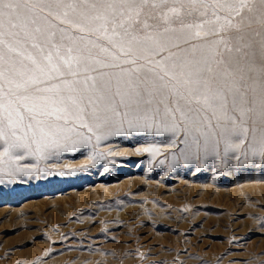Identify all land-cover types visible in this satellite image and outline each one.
<instances>
[{"label":"rangeland","instance_id":"1","mask_svg":"<svg viewBox=\"0 0 264 264\" xmlns=\"http://www.w3.org/2000/svg\"><path fill=\"white\" fill-rule=\"evenodd\" d=\"M172 6L170 0L163 9H145L152 17L148 22L156 25L148 32L162 33V49L145 42L136 46L131 57L121 56L116 62L127 73L121 68L99 69L111 74L115 112L101 105L95 116L91 108L85 112L88 127L70 121L75 150L64 141L68 148L42 147L40 153H24L19 160L0 159V264H264V159L251 152V146L259 147L264 115L257 105L234 128L228 119L238 117L234 92L229 90L233 81L223 75L225 68L233 72L239 68L246 79L251 77L249 97L258 96L264 87V23L260 20L264 6L253 0L252 12L246 8L241 16L233 14L240 31L223 32L220 44L213 43L220 36H203L213 24L204 25L201 38L191 35L195 29L181 30V20L185 24L214 20L211 8L207 16L185 12L172 20L175 31L165 33L159 16ZM49 20L57 28L69 27L59 19ZM72 34L111 49L100 33ZM238 44L249 46L245 49L249 55L239 65L235 62L241 55L235 52ZM129 58L136 63L124 64ZM221 59L224 63L217 64ZM186 60L212 68L204 75L213 90H223L225 109L217 103L189 105L180 97L187 95L185 88L176 81L168 89L154 90L153 104L140 111L134 104L132 108L121 105V96L115 95L119 86L121 93H128L123 96L126 103H131L129 78L139 83L141 91L152 89L153 82L160 83L149 71L160 70L156 61L171 65ZM144 107L151 108L149 119H138L144 116ZM129 121L144 130L130 127Z\"/></svg>","mask_w":264,"mask_h":264},{"label":"snow or ice","instance_id":"2","mask_svg":"<svg viewBox=\"0 0 264 264\" xmlns=\"http://www.w3.org/2000/svg\"><path fill=\"white\" fill-rule=\"evenodd\" d=\"M251 2L253 0H212L211 3L208 0H171L174 6L166 8L159 19L166 25L164 32L167 33L175 31L171 27L174 18L180 19L185 12L188 15L199 13L207 16L208 9L211 8L214 20H202L196 24H185L181 20V30L195 29L191 35L201 38L204 25L213 24L215 26L204 31L203 36H220L219 40L213 42L220 44L224 43L221 35L223 32L232 29L240 31L241 25L233 23V14L241 16L246 8L252 12L253 8L249 7ZM259 2L264 6V0ZM169 3L170 0H72L70 3H65V0H0V147L3 149L0 151V159L7 157L9 161L19 160L24 153H40L42 147L68 148L64 141H70L71 150H75L77 142L71 141L69 135L75 132V128L69 126L70 121H81V127H88L84 122L85 112L91 108V114L95 116L101 105L108 111L115 112L111 74L99 69L121 68L122 73H127L129 70L116 62L121 56L131 57L136 46L145 42H151L155 48L162 49V33L148 32L156 25L148 22L152 17L145 9H163ZM70 13L73 15L70 16ZM220 13L225 15L221 16ZM142 16L145 18L141 19ZM49 17L59 19L61 24L69 27L57 28ZM260 20L264 23V8L260 10ZM73 31L88 33L89 36L100 33L108 45H111V49L84 35H73ZM140 32L145 35L140 36ZM239 40L242 41L243 37H239ZM247 47V44H238L235 48V52L241 54L235 61L237 65L249 55L245 51ZM97 48L99 52L94 53L93 49ZM225 49L233 52L228 44H225ZM101 54H106L105 58L101 59ZM218 54L214 52V56ZM123 63L135 64L136 61L129 58ZM216 63L224 61L221 59ZM156 64L160 70L149 71L154 72L155 79L160 81L159 85L153 82L152 89L145 88L141 91L139 83L134 84L129 78L127 85L132 89L131 103H126L123 98L128 93H121L117 86L115 95L121 96V105L132 108L134 104L135 111H140L142 106L153 104L154 90L168 89L170 83L176 81L185 88L187 95L181 93L180 97L189 105L203 103L212 107L217 103L221 110L226 108L223 90H213L209 77L204 75L205 71L212 72L210 66L204 69L199 66L200 61L189 60L171 65L156 61ZM93 72L97 75L90 74ZM223 75L231 77L233 81L229 90L234 92V111L238 112V117L234 115L228 119L234 128L238 123L243 124L244 117L254 112L257 105L264 115V87L258 96L249 97L250 86L247 79L251 77L246 79L239 68L235 72L225 68ZM105 77L109 79L106 80ZM143 111L144 116L138 119H149L148 112L151 108L144 107ZM124 115L127 117L128 112ZM129 126L144 130L143 126L133 125L131 121ZM97 127L100 125L97 124ZM165 128L168 130L167 126ZM175 128L176 125L173 124L171 130ZM242 131L246 136L248 129L245 127ZM243 142L242 140L241 143ZM193 143L199 147L198 140L194 139ZM17 150L20 153L14 154ZM227 150L228 148L225 149L226 152ZM251 152L254 157L264 159V129L261 130L259 147L251 146Z\"/></svg>","mask_w":264,"mask_h":264}]
</instances>
